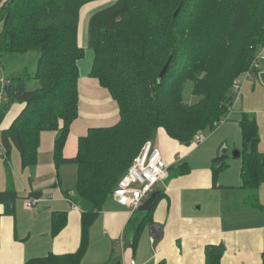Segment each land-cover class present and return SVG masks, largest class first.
Listing matches in <instances>:
<instances>
[{"label":"trees","instance_id":"1","mask_svg":"<svg viewBox=\"0 0 264 264\" xmlns=\"http://www.w3.org/2000/svg\"><path fill=\"white\" fill-rule=\"evenodd\" d=\"M94 1L99 0H0L1 67L9 55L38 53L33 72L26 67L4 81L0 124L14 103L23 104L0 133L5 159L16 149L23 168L35 167L41 132L56 131V166L77 167L73 191L66 190L64 196L83 206L79 249L25 264L81 262L93 223L143 145L154 142L159 128L183 144L193 143L200 131H215L241 100L242 93L238 98L233 92L236 78L260 70L263 63L252 68L248 62L260 50L264 53V0H113L87 14L81 45V9ZM87 48L94 51L89 74L119 104L120 120L89 129L80 138L77 155L67 158L63 151L70 126L79 116V61ZM188 83L198 97L192 104L184 94ZM238 120L242 188L247 191L242 204L261 206L264 152L259 149V125L248 112L240 113ZM225 157L215 158L222 163L220 170ZM187 164H180L181 172ZM155 191L159 193L151 210L134 211L128 222L136 228L133 245L162 195L157 187ZM18 198L13 186L0 190L5 214L15 213ZM66 222V211H54L52 235ZM223 247L208 246L206 264H222Z\"/></svg>","mask_w":264,"mask_h":264},{"label":"crops","instance_id":"2","mask_svg":"<svg viewBox=\"0 0 264 264\" xmlns=\"http://www.w3.org/2000/svg\"><path fill=\"white\" fill-rule=\"evenodd\" d=\"M113 0L88 2L81 9L79 42L85 44L84 20L95 8ZM86 15V16H85ZM79 61V116L72 124L64 147L67 158L75 157L79 141L89 129L113 126L120 120L119 104L109 91L90 76L94 51L85 50ZM10 55L3 61L9 60ZM3 62V65H4ZM242 91L233 114L215 131H203L206 139L197 144H183L163 128H159L153 142L159 148L166 165L167 178L157 188L161 197L133 245L135 224H128L132 212L116 202L112 196L99 213L89 231L88 249L78 264H206L208 246L223 245L222 264H264V183L258 189L261 206L242 204L247 195L238 167L233 177V162H239L241 131L239 115L251 113L256 117L259 149L264 152V61ZM4 69L0 64V103L3 99ZM260 82V83H259ZM101 93V95H97ZM98 96L101 98L99 99ZM23 104L14 103L0 124V133L20 113ZM57 132L45 130L40 134L38 161L35 167L23 168L20 153L12 151L5 159L0 144V190L13 186L19 195L15 213L5 214L0 204V264H25L29 259L50 253L65 255L76 252L82 241L81 203H74L64 195L73 191L77 179L74 164L56 166L54 149ZM230 141L233 142L234 161L229 160ZM225 154L226 165L221 170L217 156ZM11 160L14 176L9 180ZM182 163H188L183 167ZM39 193L34 209H26L25 198ZM159 193V191H157ZM74 203V204H73ZM76 205L78 208H74ZM66 211L67 222L61 231L52 235V214ZM124 249L120 248V242Z\"/></svg>","mask_w":264,"mask_h":264},{"label":"built area","instance_id":"3","mask_svg":"<svg viewBox=\"0 0 264 264\" xmlns=\"http://www.w3.org/2000/svg\"><path fill=\"white\" fill-rule=\"evenodd\" d=\"M264 60L263 50H260L252 63L253 67H259V61ZM251 70L245 71L239 79L236 80L234 91L237 97L242 93L245 83L252 77ZM224 123V121H221ZM206 139L204 133L200 131L195 135V142L197 144L204 142ZM163 155L159 148L155 147L153 141H147L139 154L134 158L131 166L127 172L120 179L117 187L111 193L112 198L127 206L132 213L140 209L143 202L156 190L158 184L167 178L169 166L166 165ZM26 209H34L38 202L37 197L25 198ZM74 204V203H73ZM74 208H78L76 205ZM120 248L124 249V243L120 242ZM122 264H126L124 257L122 256ZM128 264H137L135 259H131Z\"/></svg>","mask_w":264,"mask_h":264},{"label":"rangeland","instance_id":"4","mask_svg":"<svg viewBox=\"0 0 264 264\" xmlns=\"http://www.w3.org/2000/svg\"><path fill=\"white\" fill-rule=\"evenodd\" d=\"M10 57L11 58H9V60H6L4 62V67H5L4 68V74H5L4 77H6V78L10 77L13 74H16L19 71L21 72L26 67L30 70V72H31V70L33 72V69H34V67L36 65V60H37L36 57H38V53L37 52H30V53H28L26 55H18V56L11 55ZM263 61H261V62H263ZM255 73H256V71H253L252 76H254ZM237 79H239V77L236 78V80ZM261 82H262V84L264 83V79L263 78H262ZM188 85H189V87H188L189 89H187L184 94H185L186 100H188L192 104V103H194V102H196L198 100V97L192 95V93L190 92V83H188ZM98 94L101 95V93H97V95ZM98 98L100 99L101 97L98 96ZM233 144L234 143L230 141V148L228 149L229 150L228 153H230V151H231V154L228 157V161L229 160H231V161L236 160V159L233 158V157H235L234 154H235V151H236V149H235V151L233 152V149H234ZM14 151H16V150H14ZM236 158L240 160V158L238 156ZM240 161L239 162H233V166L234 167H233L232 171L230 172V175L232 177H233L234 173L236 172L237 167H238V174H239V172L241 174L242 163ZM6 165L8 166V171L11 174L10 178H11V181H12V177H15V176L13 175L14 174V172H13L14 170L11 167V165H12L11 160L10 161L8 160ZM28 170H29V168H28Z\"/></svg>","mask_w":264,"mask_h":264},{"label":"water","instance_id":"5","mask_svg":"<svg viewBox=\"0 0 264 264\" xmlns=\"http://www.w3.org/2000/svg\"><path fill=\"white\" fill-rule=\"evenodd\" d=\"M254 60V56H251L250 57V60L248 63L251 64V62H253ZM167 70V65L164 67V69L162 70L160 76H159V79H162L163 75L165 74ZM231 100V98L229 99ZM158 196V192L157 191H154L144 202L143 204L140 206V209H138L139 211H150L151 208H152V205L154 204V201L155 199L157 198Z\"/></svg>","mask_w":264,"mask_h":264},{"label":"bare ground","instance_id":"6","mask_svg":"<svg viewBox=\"0 0 264 264\" xmlns=\"http://www.w3.org/2000/svg\"><path fill=\"white\" fill-rule=\"evenodd\" d=\"M5 97V96H4Z\"/></svg>","mask_w":264,"mask_h":264}]
</instances>
